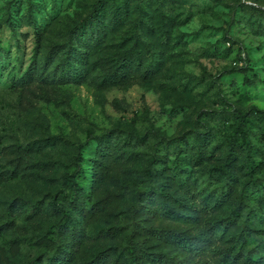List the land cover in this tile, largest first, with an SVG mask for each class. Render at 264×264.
Returning a JSON list of instances; mask_svg holds the SVG:
<instances>
[{
  "label": "rangeland",
  "instance_id": "374dc122",
  "mask_svg": "<svg viewBox=\"0 0 264 264\" xmlns=\"http://www.w3.org/2000/svg\"><path fill=\"white\" fill-rule=\"evenodd\" d=\"M98 2L0 0V172H6L0 264H45L69 248L41 237L63 216L53 198L69 207L63 174L77 168L82 201L97 207L74 225L84 235L72 264L110 247L123 251L127 264L135 229L144 235L136 244L149 232L160 234L146 245L154 242L181 264H218L212 250L246 236V251L258 258L264 254V0H108L111 14L119 8L121 25L81 43L92 63L82 81L62 79L64 60L53 51L78 46L76 33ZM132 53L144 56L153 76L104 83L107 63ZM242 120L246 139L237 131ZM237 148L239 170L222 177L218 168ZM152 159L155 173L164 171L158 178L146 173ZM168 192L175 197L162 216L130 212L141 197L160 204ZM176 234L195 235L201 251L166 239Z\"/></svg>",
  "mask_w": 264,
  "mask_h": 264
},
{
  "label": "trees",
  "instance_id": "16d2710c",
  "mask_svg": "<svg viewBox=\"0 0 264 264\" xmlns=\"http://www.w3.org/2000/svg\"><path fill=\"white\" fill-rule=\"evenodd\" d=\"M127 8L128 13V6ZM112 5L108 0H99L96 8L93 13L89 16L83 27L77 31V44L78 46L70 47L69 49H58L54 50L53 53L57 56L62 55L64 60L63 68L61 70L62 79L80 82L85 78L86 70L91 66V60L86 50L81 51L80 45L86 40L87 37H99L101 34H106L110 29L117 28L120 24L118 23V13L119 8H116L115 11L111 14ZM106 18L108 21L106 23ZM52 54V52H51ZM52 56V55H51ZM106 74L104 76V83H125L131 79L133 75H138L142 78H149L153 76L154 71L147 68L144 62V56L138 54H129V55H117L116 63L112 66V63L108 62L106 65ZM30 74L33 72V67L29 69ZM246 122L241 121L238 124L237 131L246 139L247 133L245 132ZM99 149L104 151L102 138L98 140ZM81 145L79 146V149ZM231 149L234 150V147L231 146ZM20 153H22L20 151ZM77 157H75L76 159ZM8 161H12L11 158ZM153 159L150 160L149 165L146 168V173L150 177L158 178L164 171H161V174L155 173L152 168ZM13 172L18 173L21 170V162L18 160L16 164H13ZM258 166V162L254 161L248 167L250 172L254 171ZM239 170V149L237 148L234 153L233 159L228 161L224 166L218 168L217 173L222 175V177H234L235 173ZM78 171V168L74 173L66 171L63 174V179L65 184L68 186L67 189L62 190L63 198L69 203V207L65 208L56 198H53V207L56 210L63 212V216L56 223V228L51 232L42 235L41 241L45 239L52 243L63 244L64 247L72 248L70 251L60 249L59 252L52 255L49 261L45 264H72V260L75 253L73 247L80 245L82 236L84 235L81 231H76L74 225L77 221L84 219L87 216V213L93 214L96 209V204H92L90 207L82 201L85 198V192L83 188L78 184L75 179V173ZM2 177H6V172H0V182L3 181ZM162 197V202L156 204V197H151L147 195L145 198L141 197L139 202L134 203L130 212L132 214L138 213L140 210L145 211V215H149L152 211V216H162L168 210V207L171 206V198L175 197L171 192L165 193V198ZM154 208V209H152ZM8 214L12 215L14 211L13 203L8 207ZM12 218L11 221H13ZM113 235L118 236L120 232L115 230ZM3 236V231L0 227V237ZM114 236V237H115ZM143 232L135 229L132 236L127 238L126 246V262L127 264H181L173 256H170L164 251L155 249L154 242L153 244H147L149 241L160 240V234L155 236L154 233L149 232L147 236L144 237V244L146 246L140 247L141 244L138 240L143 237ZM137 239V240H134ZM158 239V240H157ZM175 242L177 245L180 244L183 247L187 248L190 251L200 252L198 248L199 239L192 234L181 236L179 234L167 237ZM204 242V241H201ZM249 243V236L244 237V240L236 238L235 241L230 244L223 246L219 249H213L212 253L218 258V264H243L241 263L245 256V264H255L262 263L264 264V254L260 255L258 258L252 257L249 255V251H246V247ZM154 247V249H153ZM123 258V251L118 247H110L102 252H100L94 259L86 260L81 264H121ZM14 264H23L22 262H15ZM28 264H41L36 259L31 260ZM200 264H212L206 260L201 261Z\"/></svg>",
  "mask_w": 264,
  "mask_h": 264
}]
</instances>
